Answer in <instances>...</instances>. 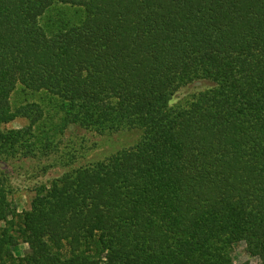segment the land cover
Returning <instances> with one entry per match:
<instances>
[{
	"label": "trees",
	"instance_id": "obj_1",
	"mask_svg": "<svg viewBox=\"0 0 264 264\" xmlns=\"http://www.w3.org/2000/svg\"><path fill=\"white\" fill-rule=\"evenodd\" d=\"M20 117L0 163L71 123L140 137L22 211L0 169V264H264V0H0V126Z\"/></svg>",
	"mask_w": 264,
	"mask_h": 264
},
{
	"label": "rangeland",
	"instance_id": "obj_2",
	"mask_svg": "<svg viewBox=\"0 0 264 264\" xmlns=\"http://www.w3.org/2000/svg\"><path fill=\"white\" fill-rule=\"evenodd\" d=\"M212 85L213 83L209 80L194 81L175 93L172 104ZM26 124H28L27 119L20 117L10 123L2 124L0 127L20 128ZM139 137L140 132L137 130H121L111 134H100L88 130L78 123H71L62 134L58 133L56 137L52 138L54 142L51 144L48 153L44 152L36 156H18L9 161L1 162L0 169L4 170L10 177L14 187L11 198L15 207L22 211L30 208L36 186L49 185L53 179L62 176L71 168L105 159L122 148L134 145ZM18 238L19 245L15 250L16 254L25 257L28 252V244L19 234ZM244 252V244L238 245V264L245 259H251L252 262L257 261L250 258L249 255H245Z\"/></svg>",
	"mask_w": 264,
	"mask_h": 264
}]
</instances>
